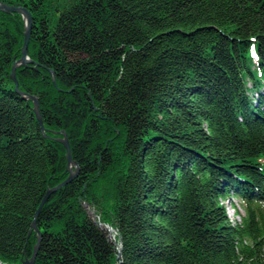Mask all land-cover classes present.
I'll use <instances>...</instances> for the list:
<instances>
[{
  "label": "trees",
  "instance_id": "trees-1",
  "mask_svg": "<svg viewBox=\"0 0 264 264\" xmlns=\"http://www.w3.org/2000/svg\"><path fill=\"white\" fill-rule=\"evenodd\" d=\"M1 2L0 264H264V0Z\"/></svg>",
  "mask_w": 264,
  "mask_h": 264
},
{
  "label": "water",
  "instance_id": "water-1",
  "mask_svg": "<svg viewBox=\"0 0 264 264\" xmlns=\"http://www.w3.org/2000/svg\"><path fill=\"white\" fill-rule=\"evenodd\" d=\"M0 11L20 13L21 15H23V17L26 20V31H25V42H24V46H23V55H22V57L20 59H18V60H16L14 62L13 68H12V73H11V77H12L13 81L16 84V90L18 91V93L23 94L19 90V81H18V78H17V75H16V68L18 66H20V65H25V64L31 62L30 58L28 57V44H29V41H30V28H31V24H32V15L26 8H23L21 6L7 5V4L1 2V0H0ZM55 83H56V81H55ZM24 98L31 99L34 102V111H35V113L37 115L38 121H39V123L41 125V128H42V131L45 132L44 122H43V119H42L41 114H40V108H39L38 99L35 96H33V95H24ZM58 141L60 143H62L65 146L66 150H67L70 175L64 182H62L60 185H58L54 189L50 190L48 195L43 200L40 208L38 209V211L36 213V216H35V219H34V222H33V228L36 231H38V228H37V225H36V218H37V216H38L43 204L47 202V200L49 199L51 193L55 192L59 188H62L63 186H65L68 183H70L74 179V177L77 175V172H78L77 168H76V170H73V168H72L73 165H75V166H77V165L73 161V158H72L71 146H70L67 134L64 132L63 133V137L59 138ZM40 236H41V234H39V239H40ZM38 250H39V243H37V245L35 247L33 256L31 258L26 256L25 258L22 259L21 264H35L36 258H37V254H38Z\"/></svg>",
  "mask_w": 264,
  "mask_h": 264
},
{
  "label": "rangeland",
  "instance_id": "rangeland-1",
  "mask_svg": "<svg viewBox=\"0 0 264 264\" xmlns=\"http://www.w3.org/2000/svg\"><path fill=\"white\" fill-rule=\"evenodd\" d=\"M224 204L228 210V217L231 221H237L239 220V217L237 214H235V210L236 208L238 209V211H240L241 213H244L243 208L241 206V203L238 199L234 198L231 201L230 200H226L224 201ZM111 238L114 240L115 238V233L111 230L110 233ZM263 255H264V250H263Z\"/></svg>",
  "mask_w": 264,
  "mask_h": 264
},
{
  "label": "bare ground",
  "instance_id": "bare-ground-1",
  "mask_svg": "<svg viewBox=\"0 0 264 264\" xmlns=\"http://www.w3.org/2000/svg\"><path fill=\"white\" fill-rule=\"evenodd\" d=\"M8 5V4H7ZM11 6H14V5H11ZM23 8H26V7H23ZM27 9V8H26ZM28 10V9H27ZM29 11V10H28ZM3 12H6V13H15V12H7V11H3ZM30 12V11H29ZM31 13V12H30ZM31 28H32V24H31ZM31 28H30V31H31ZM24 42H25V40H24ZM37 98V97H36ZM62 133H64V131L62 132ZM66 133V132H65ZM67 134V133H66ZM226 200H229V199H224V198H221V202H222V204L225 206V204H224V201H226ZM226 207V206H225ZM226 210H227V208H226ZM227 214H228V210H227ZM233 223H235V221H232ZM116 238V237H115ZM115 238H114V240H115Z\"/></svg>",
  "mask_w": 264,
  "mask_h": 264
}]
</instances>
